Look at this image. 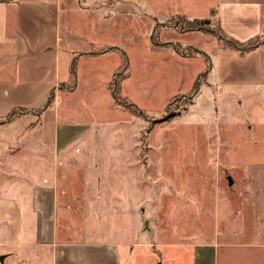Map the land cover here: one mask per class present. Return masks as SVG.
Here are the masks:
<instances>
[{
	"label": "rangeland",
	"instance_id": "374dc122",
	"mask_svg": "<svg viewBox=\"0 0 264 264\" xmlns=\"http://www.w3.org/2000/svg\"><path fill=\"white\" fill-rule=\"evenodd\" d=\"M210 1L190 3L203 7ZM64 5L63 27L68 28L73 49L66 55L70 70L69 60L73 62L91 46L94 50L114 47L97 59L79 60L75 77L61 86L65 92L73 86V78L77 80L72 96H60L51 103L61 112L75 109L76 119L99 123L102 137L97 141L95 170L69 173L59 166L54 129L34 115L0 140V153L18 151L13 158L20 164L14 174L19 184L49 178L56 180L60 190L66 188L67 195L86 197L97 182L98 192L104 193L97 206L102 210L97 213L99 232H108V210L114 224L124 222L125 227L130 224L150 232L148 239L153 243L190 241L201 232L206 238H211L210 232H249V164L264 163V87L208 82L204 72L210 65L209 54L217 41L224 44L216 13L201 19L207 30L200 32L186 29L184 21L189 18L177 14L184 12L177 0H64ZM90 5L98 7L93 17L89 11L78 10ZM193 10V15L204 13ZM161 41L173 42L176 49L158 46ZM192 48L208 59L186 55ZM126 71L129 77L122 82L117 103L106 83L114 73L121 77ZM9 158H2L3 167ZM6 176L0 173V180L7 181ZM112 197L125 204L109 205L107 198ZM130 198L138 203L134 206ZM76 205L71 214L82 232L89 219L88 205L86 200ZM128 207L136 208L137 222L133 214L125 221L116 216L119 208ZM0 232H5L3 223Z\"/></svg>",
	"mask_w": 264,
	"mask_h": 264
},
{
	"label": "crops",
	"instance_id": "0c3cea01",
	"mask_svg": "<svg viewBox=\"0 0 264 264\" xmlns=\"http://www.w3.org/2000/svg\"><path fill=\"white\" fill-rule=\"evenodd\" d=\"M177 2L184 10L177 14L189 19H204L215 9L219 26L229 38L246 41L264 31V0H212L203 7L191 0ZM195 8L203 9V15H193ZM65 10L64 0H0V140L2 134L12 133L29 116L39 115L54 129L52 141L58 165L69 173L81 168L94 173L97 141L102 137L99 123L76 119L73 108L61 112L59 107H51L60 96L69 99L77 86L73 78L71 88L64 92L61 87L73 76L66 61L71 46L68 28L63 27ZM78 10L89 11L93 17L98 7ZM165 43L157 45L169 51L175 47L173 42ZM91 48L78 53L77 62L97 59L99 53L94 54L97 50ZM214 49L204 72L209 83L264 87V44L245 54L218 41ZM110 82L106 83L108 89ZM6 152L0 153V173H7V181L0 180V189L4 190L0 195V223L5 230L0 232L4 248L0 250L4 255L0 264H264V163L249 164V232H210L211 238H206L207 234L202 237L201 232L199 238L190 241L153 243L148 239L150 232L130 224L125 227L124 222L114 224L110 210L108 232H99L97 213L102 210L97 206L104 193L98 192L96 181L91 186L95 191L86 197L67 195L66 188L60 190L56 180L53 183L49 178L43 182L40 178L28 180L21 186L14 177L20 167L13 158L18 151ZM6 155L10 158L3 167ZM107 199L109 205L125 204L118 197ZM85 200L89 219L80 232L71 213ZM130 201L134 206L138 203L136 199ZM119 209V220H131L132 214L136 222L139 220L135 207ZM10 257L21 260L8 261Z\"/></svg>",
	"mask_w": 264,
	"mask_h": 264
},
{
	"label": "trees",
	"instance_id": "16d2710c",
	"mask_svg": "<svg viewBox=\"0 0 264 264\" xmlns=\"http://www.w3.org/2000/svg\"><path fill=\"white\" fill-rule=\"evenodd\" d=\"M212 12H215V9L212 10ZM182 16H184V15L182 14ZM202 22H203V20L196 18V19H188L187 21H184V24H186V23L188 24L186 29H197L198 28V29H202V30H207L206 28L201 26ZM219 30H220V34H219L220 42L226 44L227 46H229L231 48H235V49L239 50L241 54H245L246 52H248V51H250V50H252V49H254V48H256V47H258L264 43V31L262 34L257 35L255 37H252L246 41H238V40L229 38L221 30L220 26H219ZM156 33H157V29H154L153 34H152V38L154 41H155V34ZM164 44H167V43H164ZM113 48L114 47H110V48L104 47V48L97 50L96 52H93V53L94 54H98V53L101 54V53L106 52L108 49L111 50ZM200 54L204 55L206 57V59H208V56L204 52H202L201 50L196 49V48L193 49L192 52L186 53V55H188L190 57H195V56H198ZM76 68H77V59L75 58L73 60L72 70H71L73 77H75ZM208 68H209V66H207V69ZM128 77H129V73L127 71L121 77H118V72H116L113 79L110 82V87L113 90V97L117 103H120V100H121L120 97L122 94V82L125 79H127ZM123 97H124L123 99L128 101L130 105H133L135 108L137 107L136 105H134V103H132V101L130 100V98L128 96H123Z\"/></svg>",
	"mask_w": 264,
	"mask_h": 264
},
{
	"label": "water",
	"instance_id": "95a60500",
	"mask_svg": "<svg viewBox=\"0 0 264 264\" xmlns=\"http://www.w3.org/2000/svg\"><path fill=\"white\" fill-rule=\"evenodd\" d=\"M232 182V181H231ZM4 260V255H1L0 254V261H3Z\"/></svg>",
	"mask_w": 264,
	"mask_h": 264
}]
</instances>
